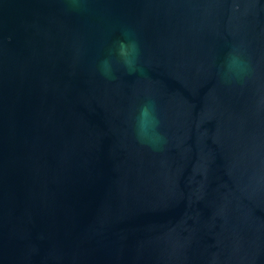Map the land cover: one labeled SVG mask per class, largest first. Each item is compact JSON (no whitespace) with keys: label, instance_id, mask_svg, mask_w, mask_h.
I'll use <instances>...</instances> for the list:
<instances>
[{"label":"water","instance_id":"water-1","mask_svg":"<svg viewBox=\"0 0 264 264\" xmlns=\"http://www.w3.org/2000/svg\"><path fill=\"white\" fill-rule=\"evenodd\" d=\"M0 264H264V0H0Z\"/></svg>","mask_w":264,"mask_h":264}]
</instances>
